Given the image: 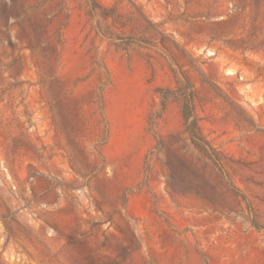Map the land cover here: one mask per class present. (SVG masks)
Wrapping results in <instances>:
<instances>
[{
	"label": "rangeland",
	"instance_id": "obj_1",
	"mask_svg": "<svg viewBox=\"0 0 264 264\" xmlns=\"http://www.w3.org/2000/svg\"><path fill=\"white\" fill-rule=\"evenodd\" d=\"M0 264H264V0H0Z\"/></svg>",
	"mask_w": 264,
	"mask_h": 264
},
{
	"label": "crops",
	"instance_id": "obj_2",
	"mask_svg": "<svg viewBox=\"0 0 264 264\" xmlns=\"http://www.w3.org/2000/svg\"><path fill=\"white\" fill-rule=\"evenodd\" d=\"M261 3L262 2H259L260 5H261ZM259 32H260V30L256 34H258ZM228 34H244V33H240V32L233 31V32H229ZM248 34H250V33H248Z\"/></svg>",
	"mask_w": 264,
	"mask_h": 264
},
{
	"label": "built area",
	"instance_id": "obj_3",
	"mask_svg": "<svg viewBox=\"0 0 264 264\" xmlns=\"http://www.w3.org/2000/svg\"><path fill=\"white\" fill-rule=\"evenodd\" d=\"M208 54L209 55H212V54H214V51L213 50L212 51H209Z\"/></svg>",
	"mask_w": 264,
	"mask_h": 264
},
{
	"label": "trees",
	"instance_id": "obj_4",
	"mask_svg": "<svg viewBox=\"0 0 264 264\" xmlns=\"http://www.w3.org/2000/svg\"><path fill=\"white\" fill-rule=\"evenodd\" d=\"M192 131V130H191Z\"/></svg>",
	"mask_w": 264,
	"mask_h": 264
}]
</instances>
